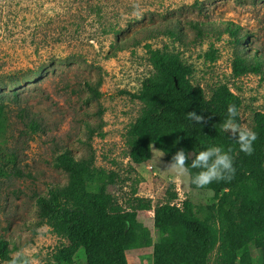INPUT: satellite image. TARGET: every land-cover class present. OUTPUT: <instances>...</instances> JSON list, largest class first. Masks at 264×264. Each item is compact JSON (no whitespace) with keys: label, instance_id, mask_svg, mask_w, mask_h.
<instances>
[{"label":"rangeland","instance_id":"374dc122","mask_svg":"<svg viewBox=\"0 0 264 264\" xmlns=\"http://www.w3.org/2000/svg\"><path fill=\"white\" fill-rule=\"evenodd\" d=\"M103 24L113 32L103 33ZM229 27L247 38L238 44ZM157 52L189 66L190 80L207 97L229 86L242 99L240 124L251 129L254 112H264V74H232L237 52L264 59V0H0V240L10 257L26 250L37 264H57L58 249L68 243L38 216L36 202L47 188L67 182L52 164L63 149L94 156L90 191L109 182L124 209L138 198L151 200L137 211L138 246L126 252L128 264L153 263V210L160 204L188 199L201 219L219 227L223 212L214 193L192 189L188 175L167 171L162 151L152 146L159 151L151 148L141 164L128 156L129 131L144 104L122 91L138 92L155 75ZM31 119L43 130L32 131ZM159 141L172 148L167 134ZM225 208L236 214L238 202ZM220 243L209 264L224 263ZM263 257L249 243L238 249L235 264H262ZM7 262L0 257V264ZM83 263L79 251L74 264Z\"/></svg>","mask_w":264,"mask_h":264},{"label":"trees","instance_id":"16d2710c","mask_svg":"<svg viewBox=\"0 0 264 264\" xmlns=\"http://www.w3.org/2000/svg\"><path fill=\"white\" fill-rule=\"evenodd\" d=\"M75 25L79 27V22ZM190 25L197 28L194 22ZM101 30L110 33L113 26L103 24ZM228 30L236 36L238 44L247 38L236 29L229 27ZM151 61L155 75L145 78L138 92L122 91L144 104L129 131L130 160L136 164L147 162L151 158V146L162 151L169 161L179 149L198 153L210 146H219L224 151L232 149L229 154L235 168L231 180L213 181L205 188H197L189 176L190 188L209 189L218 199L223 212L219 227L201 219L188 199L180 205L163 203L154 208L158 236L153 243L152 264H209V255L218 240L223 250V264H235L238 249L249 243L262 248L264 254V112L253 114L251 130L257 134V140L253 153L246 155L221 128L229 104H235L239 113L242 99L238 94L221 84L207 97L202 87L192 83L190 67L178 57L157 52ZM246 73L264 74V59L237 52L232 60V74ZM99 95L98 91H92L94 98ZM190 111L210 119L206 124H196L187 118ZM2 116L0 110V128ZM237 122L240 123V113ZM27 126L34 132L43 130L34 119ZM162 133L168 135L172 148L159 141ZM52 160L54 167L67 174V182L47 188V193L36 196V202L38 216L68 241L56 253L57 264H74L79 251L84 255L83 264H128L126 252L138 246L137 211L148 209L151 200L138 198L136 205L124 209L115 202L109 182L102 180L95 191H90L87 178L91 176L93 155L77 157L63 149ZM189 170L192 175L199 171L190 168V161ZM235 201L238 202L236 214L225 208L227 203ZM8 252V246L0 240V257L9 261Z\"/></svg>","mask_w":264,"mask_h":264},{"label":"clouds","instance_id":"9594fccd","mask_svg":"<svg viewBox=\"0 0 264 264\" xmlns=\"http://www.w3.org/2000/svg\"><path fill=\"white\" fill-rule=\"evenodd\" d=\"M133 15L140 18L135 9L138 5H134ZM239 113L235 104H229L227 108V118L221 125L222 131L228 133L229 136L239 145V150L246 155H251L254 151L253 144L257 140V134L247 126L237 122ZM187 118L196 124H206L207 119L196 111L187 113ZM152 147V146H151ZM152 151H159L152 147ZM232 151L229 148L224 151L219 146H210L205 150L188 153L184 149H179L167 163L166 170L173 172L179 176L188 175L191 177V183L197 188H205L213 181L231 180L235 174L233 166V158L229 154ZM160 155L157 163L160 161ZM189 161L191 169H198L194 175L190 173ZM7 264H37L31 259L26 250H21L13 254Z\"/></svg>","mask_w":264,"mask_h":264},{"label":"water","instance_id":"95a60500","mask_svg":"<svg viewBox=\"0 0 264 264\" xmlns=\"http://www.w3.org/2000/svg\"><path fill=\"white\" fill-rule=\"evenodd\" d=\"M175 80V84H177V80L176 79H174Z\"/></svg>","mask_w":264,"mask_h":264}]
</instances>
